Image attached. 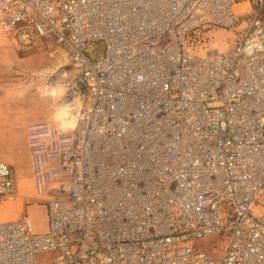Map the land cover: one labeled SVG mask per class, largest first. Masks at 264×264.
Instances as JSON below:
<instances>
[{"label": "built area", "instance_id": "built-area-1", "mask_svg": "<svg viewBox=\"0 0 264 264\" xmlns=\"http://www.w3.org/2000/svg\"><path fill=\"white\" fill-rule=\"evenodd\" d=\"M0 35L64 48L81 109L28 126L48 225L0 221V264H264V0H0ZM21 187L0 160V207Z\"/></svg>", "mask_w": 264, "mask_h": 264}, {"label": "rangeland", "instance_id": "rangeland-1", "mask_svg": "<svg viewBox=\"0 0 264 264\" xmlns=\"http://www.w3.org/2000/svg\"><path fill=\"white\" fill-rule=\"evenodd\" d=\"M205 35L212 39V46L220 51L228 50L233 45L230 32L215 29L205 32ZM62 52L69 59L65 49L54 42L36 41L23 45L11 36L0 35V160L13 167L22 186V197L4 205L10 208L5 217L16 219L23 212L28 213L38 232L46 231L48 219L46 207L28 199L34 190L27 129L32 123H46L57 128L52 120L53 111L66 102L61 98L54 100L43 96L42 90L59 79L65 87L71 79L73 67L70 60H65V56L61 55ZM63 72L67 73L66 77L61 76ZM23 182L27 187L23 186ZM26 193L29 195L25 196ZM227 239L228 234L203 239L200 247L210 254L212 249H218V255L226 249ZM46 258V255L41 256L38 264H44Z\"/></svg>", "mask_w": 264, "mask_h": 264}, {"label": "clouds", "instance_id": "clouds-1", "mask_svg": "<svg viewBox=\"0 0 264 264\" xmlns=\"http://www.w3.org/2000/svg\"><path fill=\"white\" fill-rule=\"evenodd\" d=\"M61 76L66 77L67 73L63 72ZM67 91L68 90L60 84L59 79L57 82L45 87L42 90V95L51 97L54 100L57 98L65 100ZM80 113V104L77 102V97L73 95L71 101L61 103L54 109L52 120L56 124L58 131L67 133L77 129L80 120Z\"/></svg>", "mask_w": 264, "mask_h": 264}, {"label": "bare ground", "instance_id": "bare-ground-1", "mask_svg": "<svg viewBox=\"0 0 264 264\" xmlns=\"http://www.w3.org/2000/svg\"><path fill=\"white\" fill-rule=\"evenodd\" d=\"M231 35H232V34H231ZM61 55H62V56H65V60H69V59H67L66 55H65L63 52L61 53ZM65 86H66V84H65ZM65 102H66V100H65ZM26 185H27V184L23 182V186H26ZM26 187H27V186H26ZM26 187H25V188H26ZM25 191H26V190H25ZM28 192H29V191H28ZM32 194H33V193H32ZM32 194H31V195H32ZM24 195L26 196V195H29V194L26 193V194H24ZM14 204H15V203H14ZM16 205H18V204H16ZM19 205H20V203H19ZM11 207H12V206H11ZM9 210H10V208H8V207H5V206H2V207H1V209H0V221H4V220H5V219H3V218H5V215L8 214ZM7 217H8V216H7ZM1 219H3V220H1ZM9 219H11V218H9ZM6 220H8V219H6Z\"/></svg>", "mask_w": 264, "mask_h": 264}, {"label": "crops", "instance_id": "crops-1", "mask_svg": "<svg viewBox=\"0 0 264 264\" xmlns=\"http://www.w3.org/2000/svg\"><path fill=\"white\" fill-rule=\"evenodd\" d=\"M3 219H7V216L5 218H3ZM3 219H1V220H3ZM8 219H9V216H8Z\"/></svg>", "mask_w": 264, "mask_h": 264}]
</instances>
